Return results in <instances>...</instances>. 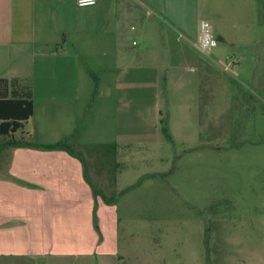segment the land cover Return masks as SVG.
I'll return each mask as SVG.
<instances>
[{
    "label": "crops",
    "instance_id": "crops-1",
    "mask_svg": "<svg viewBox=\"0 0 264 264\" xmlns=\"http://www.w3.org/2000/svg\"><path fill=\"white\" fill-rule=\"evenodd\" d=\"M201 20L211 22L219 40L207 54L196 46ZM129 37L138 39L140 48L127 49ZM69 40L72 48L85 42L104 69L117 73L120 88L149 86L156 103L163 95L168 121L179 104L187 135L203 130L199 115L207 108L202 103L235 96L237 85L224 74L238 79L251 101L264 105L263 0H98L87 8L77 0H0V80L17 81L6 91L33 101L34 115L27 123L43 109L40 139L48 133L70 137L94 93L82 79L91 73L88 60L60 46ZM159 41L160 51L153 46ZM139 72H147L143 83ZM131 95L120 105L134 126L143 115L142 98ZM38 141L32 143L59 142ZM105 155V161L90 162L91 176L86 162L65 151L1 148L0 264L145 263L119 254L118 209L106 187L114 193L121 158L118 151Z\"/></svg>",
    "mask_w": 264,
    "mask_h": 264
},
{
    "label": "rangeland",
    "instance_id": "rangeland-1",
    "mask_svg": "<svg viewBox=\"0 0 264 264\" xmlns=\"http://www.w3.org/2000/svg\"><path fill=\"white\" fill-rule=\"evenodd\" d=\"M84 43L73 48L70 40L60 44L88 60L91 73L82 79L94 92L69 144L92 176L90 162L103 161L105 148L120 143L115 145L121 158L117 187L111 194L105 186L118 209L119 254L130 253L146 264H264V105L251 101L239 80L224 74L237 85L236 93L227 89L235 96L202 103L207 108L199 115L203 130L187 135L179 104L168 121L163 95L156 103L149 86L120 88L117 73L104 69ZM124 45L136 50L141 43L129 37ZM153 46L160 51V41ZM139 74L143 83L147 72ZM133 94L142 98L143 114L134 126L120 105ZM108 97L112 100L105 104ZM42 112L39 108L16 140L67 138L49 133L39 138ZM6 140L0 137V145Z\"/></svg>",
    "mask_w": 264,
    "mask_h": 264
},
{
    "label": "trees",
    "instance_id": "trees-1",
    "mask_svg": "<svg viewBox=\"0 0 264 264\" xmlns=\"http://www.w3.org/2000/svg\"><path fill=\"white\" fill-rule=\"evenodd\" d=\"M17 83V81L13 80H0V89H2L0 90V137L7 139L0 145V150L2 147L35 146L46 150L65 151L80 159L82 162H85V160L70 146V137L56 144L43 146L35 145L32 142H26L23 139L16 140L15 135L24 129L25 123L33 117L35 111L34 103L28 95H20L6 91L9 85L14 88ZM14 90L15 89H12V91ZM116 149V147L107 146L105 148V154L109 157H114L117 153ZM95 192L97 193V191ZM99 196L102 195L99 193Z\"/></svg>",
    "mask_w": 264,
    "mask_h": 264
},
{
    "label": "built area",
    "instance_id": "built-area-1",
    "mask_svg": "<svg viewBox=\"0 0 264 264\" xmlns=\"http://www.w3.org/2000/svg\"><path fill=\"white\" fill-rule=\"evenodd\" d=\"M80 8L94 7L98 4V0H77ZM219 45V40L216 37L211 22L201 20L199 22V31L196 40L198 50L207 54L212 52Z\"/></svg>",
    "mask_w": 264,
    "mask_h": 264
}]
</instances>
